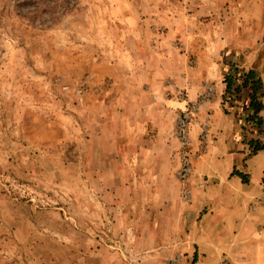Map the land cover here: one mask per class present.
<instances>
[{
	"label": "rangeland",
	"instance_id": "obj_1",
	"mask_svg": "<svg viewBox=\"0 0 264 264\" xmlns=\"http://www.w3.org/2000/svg\"><path fill=\"white\" fill-rule=\"evenodd\" d=\"M253 14L264 0H0V264H195L175 128L188 95L167 80L182 57L222 75L264 61ZM154 87L182 103L171 128L145 118Z\"/></svg>",
	"mask_w": 264,
	"mask_h": 264
},
{
	"label": "crops",
	"instance_id": "obj_2",
	"mask_svg": "<svg viewBox=\"0 0 264 264\" xmlns=\"http://www.w3.org/2000/svg\"><path fill=\"white\" fill-rule=\"evenodd\" d=\"M256 17L264 19V16ZM259 29L264 31V27ZM181 59L185 65L176 71V79L166 78L169 88L186 89L191 101L204 98L190 120L192 168L182 183L190 209L189 216L185 215L183 220L185 230L181 232L186 236L183 244L189 246L185 260L193 258L195 264H219L225 256L230 264H264V149L251 154L245 143H241L243 111L225 112L222 65L203 70L202 65L188 66L187 60ZM241 64L260 74L264 88V61ZM167 68L171 67L167 64ZM150 92L154 99L145 118L156 128H171L174 113L182 103L155 87ZM261 115L264 116V95ZM203 130L207 135L201 142ZM193 215H196L194 221L190 218Z\"/></svg>",
	"mask_w": 264,
	"mask_h": 264
},
{
	"label": "trees",
	"instance_id": "obj_3",
	"mask_svg": "<svg viewBox=\"0 0 264 264\" xmlns=\"http://www.w3.org/2000/svg\"><path fill=\"white\" fill-rule=\"evenodd\" d=\"M224 67L223 107L225 112L230 114L234 111L240 113L243 111L242 129L248 122L251 124L252 135L247 140V145L251 148V154L256 153L264 149V139L255 138L256 134L264 135V116L261 115L264 95L263 80L255 70L240 67L233 61L225 62Z\"/></svg>",
	"mask_w": 264,
	"mask_h": 264
},
{
	"label": "built area",
	"instance_id": "obj_4",
	"mask_svg": "<svg viewBox=\"0 0 264 264\" xmlns=\"http://www.w3.org/2000/svg\"><path fill=\"white\" fill-rule=\"evenodd\" d=\"M183 107L181 110V114L177 120L176 123V135L178 136L179 140L185 145L186 148L187 144L190 142L189 138V124L192 116L195 114L198 106L204 101V98L201 97L196 101H191L187 98V96L184 97L183 94ZM190 145V144H189ZM189 149V148H188ZM188 149H184L180 153L181 155V161H180V169H179V175L182 178L187 177L191 172V159L189 157V151Z\"/></svg>",
	"mask_w": 264,
	"mask_h": 264
}]
</instances>
